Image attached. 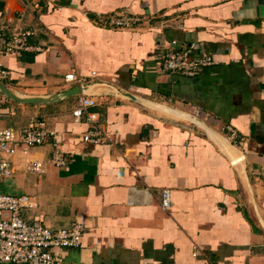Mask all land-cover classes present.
<instances>
[{"label": "crops", "instance_id": "0c3cea01", "mask_svg": "<svg viewBox=\"0 0 264 264\" xmlns=\"http://www.w3.org/2000/svg\"><path fill=\"white\" fill-rule=\"evenodd\" d=\"M114 10L145 21L96 23ZM0 24L5 38L31 32L26 48L0 55L9 88L45 95L79 85L68 73L107 80L199 115L243 153L232 163L200 129L110 94L87 108L110 135L99 143L82 140L91 125L72 113L83 95L51 104L5 96L0 128L40 122L67 158L51 163L53 139L20 141L13 175L0 180V192L31 198L25 221L81 225V244L58 249L55 264H264V0H0ZM191 45L215 63L194 77L162 67L167 51ZM33 161L42 173L28 169Z\"/></svg>", "mask_w": 264, "mask_h": 264}, {"label": "built area", "instance_id": "2783aa9c", "mask_svg": "<svg viewBox=\"0 0 264 264\" xmlns=\"http://www.w3.org/2000/svg\"><path fill=\"white\" fill-rule=\"evenodd\" d=\"M145 18L126 10H114L100 13L96 23L109 28H134L143 25ZM4 28L0 24V55L13 53L27 47L26 38L31 34L29 30H18L9 38L4 37ZM193 45L184 49L167 51L161 61L165 70L179 72L182 75L194 77L200 70L214 64L215 60L210 55L194 57L191 54ZM7 71L0 66V79L6 77ZM95 75V72H92ZM66 81L82 83V79L74 73L64 76ZM6 97L0 93V104ZM92 96L80 97L79 105L73 110L77 118L85 115L91 128L84 134L85 142L99 143L110 141V135L97 124V114L87 112V108L95 105ZM229 138L235 139L237 132L228 126ZM53 139L54 150L51 163L63 167L67 158L58 143L54 140V132L44 129L43 124L34 122L23 132H16L11 128H0V180L13 175L11 156L16 152L18 142L25 146L39 145ZM28 169L42 173L44 165L41 161H33ZM171 205L170 191L164 189L161 194V206L169 209ZM34 203L28 195H13L0 192V264H55L56 251L60 248L77 247L81 244L82 227L75 224L72 228L50 229L40 221L27 222L22 217V210L32 208Z\"/></svg>", "mask_w": 264, "mask_h": 264}, {"label": "water", "instance_id": "95a60500", "mask_svg": "<svg viewBox=\"0 0 264 264\" xmlns=\"http://www.w3.org/2000/svg\"><path fill=\"white\" fill-rule=\"evenodd\" d=\"M0 93L7 98L20 103L51 104L61 101L73 95L101 96L114 95L117 98L128 100L139 104L140 106L163 114L172 119H177L191 124L200 129L208 138H210L223 152V154L232 163L239 162L242 157V151L224 134L215 129L210 123L197 114L190 111L179 109L177 107L164 104L146 96L130 92L123 87L109 82L107 80L95 79L82 84L66 88L62 91L45 95H26L13 90L0 81ZM183 126V124H180Z\"/></svg>", "mask_w": 264, "mask_h": 264}]
</instances>
